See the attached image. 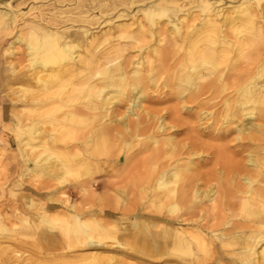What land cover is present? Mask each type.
Listing matches in <instances>:
<instances>
[{"label": "bare ground", "instance_id": "1", "mask_svg": "<svg viewBox=\"0 0 264 264\" xmlns=\"http://www.w3.org/2000/svg\"><path fill=\"white\" fill-rule=\"evenodd\" d=\"M134 3L114 0L111 10L120 5L130 8ZM158 3L140 7L144 18L133 17L129 11L117 12L116 18L133 19L117 25L118 34L95 35L89 27L68 26L64 11L48 18L39 12L24 22L15 41L24 46L30 74L21 71L17 79L22 84L34 81L36 88L30 98L21 94L20 101L24 107L38 109L50 103L64 109L54 124L60 132L50 135L51 145L33 159L25 153L29 140L20 136L25 174L37 179L49 175L54 182L40 186L39 191L64 196L62 203L69 205L65 222L72 224L66 231L82 236L89 248L104 247L102 237L107 230L124 231L125 236V230L144 225L149 233L153 227L159 228L156 233L163 241L156 244L163 254L179 258L180 264H264L262 27L251 10L245 9L240 20L224 17L209 0H200L203 16L189 18L180 26L184 18L174 22L166 8L156 7ZM179 10V6L173 9L175 14ZM159 14H166L170 32L159 25L155 17ZM89 17L85 21L91 22ZM16 24L17 14L0 11V28ZM134 24L136 32L131 31ZM241 29L250 34H239ZM227 59L231 65L221 68ZM245 62L254 67L244 66ZM164 73L170 77L165 76L161 86ZM160 87L168 90L163 96L158 93ZM229 88L235 93L223 98L217 115L209 109L210 95ZM172 99L177 101L169 105ZM38 124V120L31 121L25 132L40 139L43 134ZM76 129L89 134L76 136ZM233 133L236 135L231 136ZM112 139L117 142L113 153L120 162H106L128 173L129 189L110 188L91 177L89 165L110 150ZM128 140H137L138 147L120 156L121 144ZM67 148L82 156L86 168L76 181L83 197L100 186L102 192L118 196L142 193L151 200L146 205L149 213L133 208V221L120 227L126 214L115 215L112 223L103 222L94 209L70 202L67 193L72 183L66 176L72 169ZM40 217L47 223L59 218L44 211ZM98 227L103 232L94 236ZM7 233L12 234L11 230ZM120 238L114 241L117 246L124 245ZM18 258L13 248L0 249V264Z\"/></svg>", "mask_w": 264, "mask_h": 264}, {"label": "rangeland", "instance_id": "2", "mask_svg": "<svg viewBox=\"0 0 264 264\" xmlns=\"http://www.w3.org/2000/svg\"><path fill=\"white\" fill-rule=\"evenodd\" d=\"M8 1L10 5H6ZM209 1L221 11L224 17L240 20V18L245 17V9L251 10L264 33V0ZM113 2L114 0H0V11L7 12L9 15L17 14L15 27L0 28V249L10 247L18 252L19 260L11 264H180L179 258L174 255L163 254L161 247L159 248L156 244L163 241L160 235L156 233L159 231V228L156 227L152 228V233L147 232L143 227L144 225L139 228H130L125 230V236H122L124 231L110 229L103 234L104 247L89 248L85 245L82 236L78 238L70 229L66 231V229L72 228V224L65 222L68 220L65 215H69V205L62 203L61 199L64 196L59 194L47 196L44 190L39 191L40 186H48L54 182L49 175L46 173L37 179L34 174H25L24 156L21 154V147L19 146L20 136L23 134L24 138L29 140L28 146H25V153L30 160L33 159L38 152L44 151L51 145L50 135L60 132L55 125L58 124V120L64 111L63 108L56 107V104H43L40 108L35 109L32 105H25L24 107L20 101L21 94H26L30 98L31 91L36 88L34 81L31 84H22L17 79V75L21 71L30 74L26 67L28 57L24 46L15 41L18 31L25 21L34 18L39 12L48 18L55 16L57 11H64L69 16L66 25H73L76 29L89 27L95 35H101L106 31L118 34L117 25L133 21L131 18L129 20L124 19V21L116 18L117 12L129 11L132 12L131 16L133 17H143L138 11L140 7H149L157 2L159 3L156 7L158 9L166 8L168 14L172 15L174 22H178V17L184 18L183 23H178L180 26L185 25L189 18L205 14L201 11L200 0H177V2L174 0H135L130 8L128 5H120L117 9L111 10ZM100 4L104 5L100 6ZM175 6L180 7L176 14L173 11ZM88 9L89 11H87ZM159 15L155 16L159 25L168 28V32H170L172 25L168 23L166 14ZM87 16H90L91 22L85 21ZM74 19L76 20L74 21ZM104 19L108 21L102 24L94 23L96 20L101 22ZM224 29L225 32L234 35L231 29L227 27ZM131 31L136 32V24L132 26ZM239 34L249 35L250 33L246 29H241ZM11 42H15L14 47H10ZM229 65H231V59H227L221 68H227ZM243 65L250 68L254 67L253 63L246 65L245 62ZM165 76L170 77L168 73H164L159 84L163 82ZM170 79L174 81V78ZM158 90L162 96L164 92L168 91L163 87ZM234 90V88H229L210 95L209 109L214 113L218 112L217 115H219L223 98L234 94ZM158 93L154 94L157 95ZM176 101V99H172L168 104L173 105ZM146 105L148 103H145ZM34 120L39 121L38 125L43 134L40 139H37L39 137L37 135L31 136L29 131L25 132L27 125ZM73 124L75 125V123ZM228 126L231 129L234 128L232 124ZM75 132L76 136L89 134L81 129H76ZM235 135L233 133L231 136ZM38 141L39 143H37ZM130 141L128 140L127 144H121L124 149L120 156H126L127 153H133L137 149L138 141ZM116 143L112 139L111 146L110 144L108 146L110 150L99 156L100 161L97 160L98 158H94L93 164L89 165V170L96 183L105 182L110 188L116 185L129 189L130 176L128 173L125 170H118V167L106 162L107 159L118 160L119 156L113 153ZM34 145L38 146L31 147ZM65 151H68L67 159L72 169L66 176L72 183L70 184L72 188L67 193L70 202L76 203L80 207L85 206L94 209L103 222L112 223L116 218L115 215L126 214V218L119 225L120 227L128 226L133 221L131 219L133 208L135 212L138 210L149 213L146 205L150 204L151 200L142 193L127 192L124 196H118L113 192H102L104 188L100 186L94 194L83 197L76 182L81 179L79 178L80 175L86 172L84 162L82 163V156L77 155L72 149L67 148ZM88 152L90 153L89 150ZM148 154L149 152H146L145 156ZM141 157L143 158V155ZM144 164L145 162H141L142 166ZM212 165L213 162L208 165L207 169ZM32 201L36 204H33ZM204 204L209 203L205 202ZM43 211L47 212L49 217L59 218L47 223L40 217ZM7 230H11L12 234H8ZM99 232H103L100 227L94 231V236H98ZM44 235L48 238H45ZM107 235H110L111 238ZM119 238L123 240L124 245H116L114 241L119 240ZM94 253H98L99 256L93 257Z\"/></svg>", "mask_w": 264, "mask_h": 264}]
</instances>
